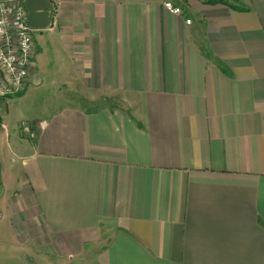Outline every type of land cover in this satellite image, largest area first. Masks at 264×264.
<instances>
[{"label":"crops","instance_id":"1","mask_svg":"<svg viewBox=\"0 0 264 264\" xmlns=\"http://www.w3.org/2000/svg\"><path fill=\"white\" fill-rule=\"evenodd\" d=\"M52 1L0 103V264H264V0ZM41 82L31 140L1 107Z\"/></svg>","mask_w":264,"mask_h":264},{"label":"built area","instance_id":"2","mask_svg":"<svg viewBox=\"0 0 264 264\" xmlns=\"http://www.w3.org/2000/svg\"><path fill=\"white\" fill-rule=\"evenodd\" d=\"M166 7L175 14L183 13L170 3ZM36 32L29 25L24 0L10 3L0 0V103L26 90L34 66ZM20 130L29 139H36L32 123H22Z\"/></svg>","mask_w":264,"mask_h":264},{"label":"rangeland","instance_id":"3","mask_svg":"<svg viewBox=\"0 0 264 264\" xmlns=\"http://www.w3.org/2000/svg\"><path fill=\"white\" fill-rule=\"evenodd\" d=\"M209 1V0H208ZM232 2H237L236 0H231ZM39 40V35L38 33L36 34ZM37 47V44H36ZM35 61V58L33 59ZM38 70L35 71L37 73ZM48 77L52 79V76ZM66 96V93H60V91L52 84V83H45L41 82L39 85L37 84H31L28 87V93H27V98L25 101H23V107L20 106H15V107H10L8 109L7 105L4 103L1 107L2 114L4 116L10 114L12 116V120L15 117H22L23 116V121L20 123H30V120H32V116H39L40 112L45 110L47 106H51L49 108H52V106H56L57 103L62 104L64 102L63 99H60L62 95ZM18 100L19 98H15ZM97 101H99L96 105L95 108H99L102 106H115L117 103L115 102L116 100L114 99H108L106 96H98ZM11 103V102H10ZM82 105H86L82 103ZM11 106V105H10ZM21 112L18 114V112ZM28 119V120H27Z\"/></svg>","mask_w":264,"mask_h":264},{"label":"water","instance_id":"4","mask_svg":"<svg viewBox=\"0 0 264 264\" xmlns=\"http://www.w3.org/2000/svg\"><path fill=\"white\" fill-rule=\"evenodd\" d=\"M30 27L39 31L51 27L55 18V6L52 0H24Z\"/></svg>","mask_w":264,"mask_h":264},{"label":"trees","instance_id":"5","mask_svg":"<svg viewBox=\"0 0 264 264\" xmlns=\"http://www.w3.org/2000/svg\"><path fill=\"white\" fill-rule=\"evenodd\" d=\"M208 3H210V4H216V3H228L229 4V2H226L225 0H209L208 1ZM24 93V92H23ZM23 93H21L20 95H18V96H21ZM1 120V119H0Z\"/></svg>","mask_w":264,"mask_h":264}]
</instances>
